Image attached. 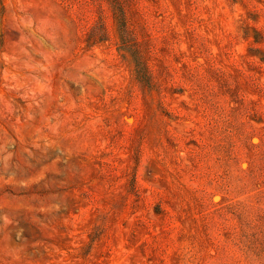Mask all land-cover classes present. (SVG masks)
<instances>
[{
	"label": "rangeland",
	"instance_id": "1",
	"mask_svg": "<svg viewBox=\"0 0 264 264\" xmlns=\"http://www.w3.org/2000/svg\"><path fill=\"white\" fill-rule=\"evenodd\" d=\"M0 264H264V0H0Z\"/></svg>",
	"mask_w": 264,
	"mask_h": 264
}]
</instances>
